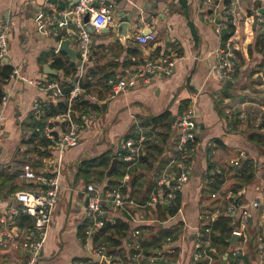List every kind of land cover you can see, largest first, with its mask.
Instances as JSON below:
<instances>
[{
	"label": "crops",
	"instance_id": "1",
	"mask_svg": "<svg viewBox=\"0 0 264 264\" xmlns=\"http://www.w3.org/2000/svg\"><path fill=\"white\" fill-rule=\"evenodd\" d=\"M105 1L114 4V16L118 12L123 15L133 14L129 28L130 38L125 43L115 40L112 28L121 21L116 16L112 24L102 29L109 28V32L102 30L90 32L94 55L87 69H94L97 89L103 90L102 100L99 101L96 96L90 99L94 102L99 101L102 108L100 111H95L98 114L95 120L89 117V113L94 111L82 116V121L85 118L88 119V125L81 131L79 144L67 148L62 154L63 165L59 173L60 199L54 211V226L45 242L39 264H75L77 261L90 259L91 246L87 245L85 236L84 238L81 236L80 230L83 225H87L84 217L88 204L86 186L95 183L103 188L106 180L98 177L95 180L79 177L80 163L84 159L97 157L106 151H110L112 156L117 158L120 141L141 125V118L156 116L166 110L177 116L180 104L184 100L195 102L199 125L198 141L195 145L190 179L180 190L182 212L176 218L163 221L166 227L178 225L183 228L180 238L169 239L162 249L172 245L177 249V255H173L167 262L157 264H199L194 259V252L200 242L201 218L204 213H210L206 215L207 220H214L221 209L213 205V202L219 199L221 203H229L225 198L229 193L240 196V205L249 213V221L245 228L247 238L243 237L236 245L243 256L240 264H262L264 257V243H262L264 238V146H258L249 141L248 134L259 131L257 128L264 114V98L246 94L250 90L245 85L251 86L249 83H254V86L264 87V71L255 72L256 66L263 58L256 49V43L258 36L263 34L260 22L264 12L256 16L258 21L255 25L254 17H250L251 9L245 1L241 3L240 0H232L228 8L222 7L224 5L221 0L212 1L211 4L207 0ZM73 2L74 0H0V22L6 21L11 26L8 64L14 69H19L21 74H26L29 78L43 81L45 85L60 84L67 80L63 69L54 67L53 61L55 56L64 60L69 58L67 53H58L61 40L68 35L66 32L60 33L63 30L52 27H49L46 32L40 31L37 16L39 14L53 16L61 10L70 8ZM220 8H224L222 14ZM228 14L232 15L235 30L226 45L229 43L238 54L240 67L236 75L233 69L228 78L220 79L213 68L218 61V49L222 47L221 32L228 26ZM150 31L157 36L154 42L143 45L137 41L138 33L147 34ZM262 37L264 38L263 35ZM77 46L75 40L71 42L72 48L77 49ZM134 50H138L137 53H134ZM162 55H170L175 60L171 74L155 77L151 82L116 98L108 97L110 89L106 91L103 88L107 73L112 74L110 79H116L144 59ZM124 61L132 63L125 66ZM45 65H50L55 73H49ZM1 66L0 64V70ZM0 88L7 95V103L4 107L3 143L0 146V165L2 169L8 166L10 172L21 171L17 177V184L20 186L17 190L32 189L36 186V180L29 176L27 171L32 170L34 174L50 170L52 172L56 168L55 158L59 156L58 150L51 142L45 148L48 152L45 156L33 151V143H27V139L35 129L44 136L42 131L45 128L42 131L38 127L35 128L36 116H39L38 112L40 115L44 114L43 106L51 102L50 95L44 86L30 84L20 77L0 81ZM36 100L43 103L40 111L33 109ZM248 105H251V112L246 111ZM260 107L263 112L260 117H257L254 110ZM48 121L54 123L53 126L49 124L47 126L52 128L57 136L63 135L68 130V125L63 126L65 121L59 116ZM146 128L151 132V127ZM163 130V127H158L152 133L161 151L153 146L148 150L145 149V154L148 152L147 161H141L130 167V172L127 168L130 178H136L134 187L129 188V193L134 192L136 196L132 198L139 205H142L140 200L148 194L149 186L155 179L159 181L169 168V163L176 152L175 125L167 140H163L159 133ZM261 132H264V129ZM246 158L252 159L256 167V176L252 181L245 184L238 193H234L231 189L235 183L240 182V178L229 173L221 190L213 193L208 199L203 198L202 189L208 184L209 171L211 173L228 171L231 166L237 168ZM120 160L122 159L119 158ZM119 161L117 166L119 165L118 168L121 166L119 169L122 171L125 162ZM160 164L163 166L160 167ZM129 193L125 194L130 197ZM10 196L0 191V208L8 203ZM254 200H260L259 207L252 205ZM134 209L139 213L135 214L137 221L133 220V222L120 214V211L112 207L109 209L110 216L118 215L119 218H125L132 226L129 236L123 239V244L112 248L123 257V254L119 252L122 248V253L129 259H134V256L129 252L131 245L128 239L133 237L134 244L139 242V236L131 235L138 229L136 227L155 224L151 221L154 219L148 217L147 211H143L142 207ZM144 216L148 222L140 221ZM25 220L26 217L21 218L18 225L23 227ZM238 223L235 220L236 226ZM217 253L216 247H213V254ZM15 255L21 257L19 252ZM15 255L0 248V264L13 262ZM142 260L149 264L146 259ZM208 264H217V259L214 257Z\"/></svg>",
	"mask_w": 264,
	"mask_h": 264
},
{
	"label": "built area",
	"instance_id": "2",
	"mask_svg": "<svg viewBox=\"0 0 264 264\" xmlns=\"http://www.w3.org/2000/svg\"><path fill=\"white\" fill-rule=\"evenodd\" d=\"M209 4L213 0H207ZM223 1V0H221ZM219 6V3H218ZM224 7V6H223ZM225 8V7H224ZM223 8V9H224ZM90 15V23L96 31L112 24L114 18V4L105 0H79L73 7L61 10L53 16L47 17L44 14L37 16L38 28L46 32L49 27L61 29L60 33L66 32V38H75L77 42V51L79 56L78 70L76 74L68 77L72 84L69 94L59 83H50L45 85L41 80L29 78L26 74H21L19 69H14L10 78L20 77L23 81L37 86H44L49 92L51 102L58 103L61 100L68 101L66 113L59 115L60 119L68 123V130L61 136H57L54 130L46 126L42 131L44 136L50 140L52 145L58 150L59 156L55 158L56 168L54 171H44L38 174L28 170V175L34 177L36 186L32 189L17 190L11 194L8 203L0 208V248L15 255L13 262L9 264H39L45 242L50 230L54 226V211L60 199L61 185L59 182V173L63 165L62 154L69 147H74L81 140V131L88 125V119H83V123L73 119V106L78 98L84 94L83 79L87 74L89 62L93 59L94 47L90 31L86 27L85 17ZM261 29L264 36V17L261 19ZM11 26L6 21L0 22V64L8 59L10 54ZM157 36L150 31L147 34L138 33L136 39L139 43L147 45L154 42ZM237 60V54L228 43L225 47L218 49V61L213 68L214 73L220 79H226L231 75L234 63ZM175 66V60L170 55H162L155 58L144 59L133 69L127 70L116 79H109L110 90L109 98H116L151 82L155 77L165 76L172 73ZM9 78V79H10ZM0 146L3 143L4 107L7 103V95L0 94ZM95 97V96H92ZM43 103L36 100L33 105L34 111H40ZM91 119H97V112L89 113ZM176 152L169 168L163 173L158 184L150 194L146 204L139 205L134 198L128 197L123 189L130 181V173H126L121 179L120 185L114 189L105 190L95 183L86 186L88 204L85 211V219L89 221L85 229V240L87 245L91 246L90 259L75 262V264H103L106 260L108 264H126V260L117 252L113 251L109 242L105 240V235L101 234L107 221L116 223L118 215H109V209L112 207L120 214L125 215L133 222L135 220L136 207H142L143 211L148 205L156 206L158 204L170 207L178 206V191L189 181L191 176L192 162L195 156V145L198 141L199 125L197 122V112L195 102H190L188 107L176 117ZM137 136H129L120 141L117 156L128 164V168L134 166L142 160L145 155V140L149 129L138 125ZM237 194L229 193L225 196L229 202L227 214L232 216L239 223L235 227L233 234L239 238H247L245 228L249 221V213L243 210V206L236 202ZM252 205L260 206V200H254ZM182 212L181 203L175 214L170 215L168 219L176 218ZM26 217L25 225L20 227L18 222ZM146 219V220H145ZM140 221H147L144 216ZM157 223L159 219L151 220ZM96 234L99 236L96 238ZM140 231L134 230L133 236H139ZM165 247L164 250H157L156 254H145L143 251L134 255L131 264H140L142 259H146L149 264L167 262L176 254L177 249L172 245ZM200 246H202L200 248ZM137 248H141L140 243H136ZM239 249L234 248V254H239ZM194 259L199 264L204 259L209 262L214 259L213 247L210 240L200 241L199 246L194 252ZM137 262V263H136ZM208 262V263H209ZM264 264V257L262 258Z\"/></svg>",
	"mask_w": 264,
	"mask_h": 264
},
{
	"label": "trees",
	"instance_id": "3",
	"mask_svg": "<svg viewBox=\"0 0 264 264\" xmlns=\"http://www.w3.org/2000/svg\"><path fill=\"white\" fill-rule=\"evenodd\" d=\"M232 3V0H223V5L225 8L230 7ZM228 26L225 30L221 32L222 37V47H224L227 43V40L229 37L234 33L235 27L232 24V15L228 14ZM263 34H260L258 36V40L256 43V49L263 55L262 60L260 63L256 66L255 72L264 71V38L262 37ZM138 51V50H137ZM136 50H134V53H137ZM251 51V48L249 50V53ZM159 52V51H157ZM158 55V54H157ZM238 55V54H237ZM156 56V55H155ZM239 57V56H238ZM132 62L124 61L123 64L125 66H128ZM117 65V63L115 64ZM53 66L59 69H63L64 75L68 78L70 76H73L76 74L78 67L77 64L71 61L69 58H66L65 60L62 58H59L57 56L54 57ZM240 67V64L238 63V60L234 63V75L237 73V69ZM14 67L10 64H3L1 66V82L7 81L11 74L13 73ZM112 76L111 73H107L105 76V83L103 88L107 91V89H110L109 79ZM95 72L94 69H89L87 71V74L85 78L83 79V87L86 89L84 94L81 95L78 100L74 103L73 106V113L72 117L73 119L79 121L82 123V116L88 114L91 111H100L102 106L99 104V101L103 99V90L100 88L97 89V83L95 82ZM62 88L64 89V92L66 94H69L72 89V84L67 81L66 79L60 83ZM0 94H3V91L0 88ZM92 96H96L99 100L98 102H94L92 99H90ZM229 97V95H228ZM1 101V97H0ZM190 104V100H184L180 104L179 113H182ZM68 109V101L67 100H61L58 103L48 102L45 103L43 106L44 114H39V116H36V123L35 128H39L41 131L49 124L50 126H53L54 123H49V119L56 118L59 115H62L66 113ZM177 117V116H176ZM174 115L171 111L166 110L162 112L159 115L147 117V118H141V125L144 127H151V132L147 133V139L145 140L144 146L145 149L148 150L150 147H155V149H158L161 151L159 146L156 144L154 138L152 137V133L158 128L163 127V132H159L160 135L163 137V140H167L169 138L170 133L172 132L175 122L173 121ZM237 121V120H236ZM68 125L67 122L63 123V126ZM259 131H252L248 134V139L251 142L256 143L258 146H264V132H261V130L264 129V114L262 115V121L259 124L258 128ZM57 134L56 132H54ZM137 136V129H134L133 132L128 134L126 137L129 136ZM38 141V142H37ZM216 141H219V139H216ZM27 143L34 144L33 151L38 152L40 155H47L48 152L45 151V148L50 143V140L47 139L45 136H41V132L38 130H34V132L31 134V136L27 139ZM36 143V144H35ZM148 152L142 157V162L147 161ZM116 158L112 156L110 151H106L102 154H100L97 157L90 158V159H84L78 169V176L82 177L84 179H105V186L104 189H114L117 188L120 185L121 179L124 177V175L127 173V166L128 164L125 162L123 167L124 169L120 171V167L115 168L110 176H107V170L109 169L112 160ZM117 158H119L117 156ZM140 161V162H141ZM119 162H123L120 160ZM168 162V161H167ZM166 162V163H167ZM165 163V162H164ZM211 165H213L211 163ZM210 165V166H211ZM163 166L160 164V167ZM209 166V167H210ZM211 170V169H210ZM129 168V172H130ZM21 171L16 172H10L8 166L5 168H0V191H2L5 195H11L17 189L20 188V186L17 184V180L19 177V174ZM229 173H232L234 176L240 178V182H237L232 187L231 191L234 193H238L241 188L248 182L252 181L256 176V167L254 165V162L252 159L246 158L243 160L241 165H238L237 168L234 166H231L228 171L222 170L220 172H208L209 179L208 184L205 185V187L202 189L203 191V198L208 199L209 196H211L213 193L219 191L222 189L227 175ZM136 178H131L128 185L124 187L125 193H129V188L134 187V181ZM158 182V179H155L154 183L149 186L148 194H146L145 197H143L140 200L141 204H146L148 201V197L150 194V191L154 186H156ZM130 194V197L136 196L134 195V192L132 191ZM179 199H178V206L180 205V196L181 193L178 191ZM139 200V199H138ZM236 202L241 203V197H236ZM213 205H216L221 210L220 214L214 219H208L206 218V215H210V213L203 214V217L200 221V237L199 241H205L210 240L211 247H216L218 253L213 254L214 257L217 259L218 262L221 261L222 256L225 252H229V258L228 263L229 264H240V260L243 259L242 254H234L233 247L230 245V239L233 236V231L236 227L235 225V219L228 215L226 212L228 203L227 202H220V200H215L213 202ZM178 206L170 207L166 209L164 205L158 204L155 207L148 205L145 210L147 211V216L153 219H159L157 223L154 225L146 224V225H140L136 228L140 230L139 235V242L140 246L142 248H137L136 244H134V238L131 237V239L128 241L130 242V250L129 252L131 255H135L139 253L140 251H143L145 254H155L156 250L161 251L163 247L168 243L169 239L171 240H178L180 236L182 235L183 228L175 225L171 227H166L163 225V221L169 218L170 215H173L176 213ZM210 210L209 208H207ZM216 209V208H215ZM206 210V209H204ZM214 210V209H213ZM130 219V218H128ZM87 221V220H86ZM89 224V221H87V225ZM87 225H83L81 230V236L84 238L85 236V229ZM131 224L125 219V218H118L116 223H111L110 221H107L104 228L101 229V234L105 235V240L109 242L111 248H117L123 244V239L127 238L129 236V230L131 229ZM135 228V229H136ZM99 236V234H96V238ZM242 238H239L236 245H238L239 241H241ZM262 243H264V238L262 239ZM235 245V247H236ZM202 246H200L201 248ZM119 252L123 254L124 259L126 260V264H131L132 260L129 259L127 255H125L122 250V248L119 249ZM177 255V254H176ZM209 260L204 259L203 263L208 264ZM147 262H144L142 260V264H146Z\"/></svg>",
	"mask_w": 264,
	"mask_h": 264
},
{
	"label": "water",
	"instance_id": "4",
	"mask_svg": "<svg viewBox=\"0 0 264 264\" xmlns=\"http://www.w3.org/2000/svg\"><path fill=\"white\" fill-rule=\"evenodd\" d=\"M78 2H79V0H74L73 4L70 6V8L73 7ZM259 11H260V13H263L264 8L260 9ZM115 16L118 17L121 21H120V23H116V25L112 28V32H113V34H115V40H120L121 42L125 43L126 40L130 38L129 28L131 25V20L133 18V14L123 15L121 12H118ZM115 16H114V18H115ZM257 21H258V17H255L254 18L255 25L257 24ZM85 22H86L87 29L92 33L95 32V28L90 23V15L89 14L86 15ZM102 31L107 33V32H109V28H106ZM74 40H75V38H64V39H62L60 44H59L58 53H62V52L67 53L70 60L73 61L74 63L78 64L79 63L78 51H77V49H74L71 47V42ZM7 63H8V59H5L4 64H7ZM45 68L49 73H55V71L50 68V65H45ZM38 115H39V112H38ZM173 121L174 122L176 121V116H174ZM118 161H119V158L113 159L112 164H111L110 168L108 169L107 176L111 175L113 170L116 168ZM165 207L167 208V206H165ZM237 240H238V235L233 234L232 238L229 241L230 245H231V247H233V249L235 248ZM228 258H229V252H225L224 255L222 256L220 264H228ZM103 264H108V263L106 260H104ZM164 264H172V263H164Z\"/></svg>",
	"mask_w": 264,
	"mask_h": 264
},
{
	"label": "rangeland",
	"instance_id": "5",
	"mask_svg": "<svg viewBox=\"0 0 264 264\" xmlns=\"http://www.w3.org/2000/svg\"><path fill=\"white\" fill-rule=\"evenodd\" d=\"M213 1L214 2H217L218 0H213ZM244 1H245L246 5L252 11V14L249 13L250 14V17H252V18L254 17L255 18L256 16L260 15V11L259 10L262 9V8H264V1H260V0L259 1L258 0H256V1L240 0L241 3L244 2ZM222 10H223V8L221 9V14H222ZM245 13H248V12H245ZM237 60H238V56H237ZM249 84L251 86H248V84L245 85L250 90L246 94H254V96H258L259 98H261V96H262L264 98V87L263 86L257 87V86H254V83H249ZM250 92H252V93H250ZM246 111H248V112H251L252 111L251 105H248L246 107ZM254 111L256 112L255 114L257 115V117H260L261 113L263 112V109L260 107V109H255ZM258 121L260 122V120H258ZM0 168H1V165H0ZM220 263H221V261L220 262L217 261V264H220Z\"/></svg>",
	"mask_w": 264,
	"mask_h": 264
}]
</instances>
